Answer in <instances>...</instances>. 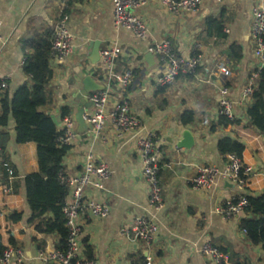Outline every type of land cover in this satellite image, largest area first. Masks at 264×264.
<instances>
[{
	"label": "crops",
	"instance_id": "crops-1",
	"mask_svg": "<svg viewBox=\"0 0 264 264\" xmlns=\"http://www.w3.org/2000/svg\"><path fill=\"white\" fill-rule=\"evenodd\" d=\"M136 1L142 5L132 14L147 28L143 40L115 28L108 0H0V81L6 84L0 101L22 86L30 88L29 77L22 70L28 54L23 43L46 33L51 38L59 15L65 14L74 48L62 63L49 62L52 76L47 93L52 104L46 114L61 131L59 111L71 101L74 89L80 86L77 74L83 72L92 75L108 94L106 110L124 99L140 121L137 133L128 135H118L107 122L98 137L90 132L77 135L74 125V138L62 161L63 175L80 176L87 153L93 155L95 164H104L111 171L102 184L92 176L83 190L84 201L106 205L109 212L103 218L85 214L78 220L79 258L95 264H216L199 253L200 247L208 244L223 254L222 264H264L262 246L251 244L240 227L241 220L258 216L243 212L229 218L218 213L240 197L264 195V137L249 125L246 113L253 100L243 94L251 80L254 89L258 81L253 77L260 63L253 55L251 12L255 6L264 8V0H200L196 11L177 15L168 13L160 0ZM209 20L222 23V37L208 34ZM94 42L99 44V52L118 49L113 73L131 71V83L126 88L103 80L99 63L90 65ZM160 42H168L177 57L200 61L193 74L180 75L165 88L154 83L164 71L163 61L148 51ZM232 45L239 48L238 58L231 53ZM220 67L228 69V77H223ZM222 86L228 90L233 125H218L217 101ZM75 111V107L69 108L70 115ZM184 112L193 115L188 126L180 121ZM14 128L10 118L0 127V246L21 250V264H47L39 254L57 250L59 240L37 232L39 220L29 223L23 183L25 177L38 173L37 147L31 142L16 144ZM183 130L193 137L189 149L176 148ZM148 135H153L160 153L162 203L156 211L149 207L148 187L136 151V141ZM224 138L243 145L242 163L252 171L244 190L222 179L209 189H193L189 181L198 168L225 167V156L217 147ZM70 199L68 194L66 201ZM14 215L17 220L12 219ZM138 217H145L152 227L151 240L146 244L120 233L131 228Z\"/></svg>",
	"mask_w": 264,
	"mask_h": 264
},
{
	"label": "built area",
	"instance_id": "built-area-1",
	"mask_svg": "<svg viewBox=\"0 0 264 264\" xmlns=\"http://www.w3.org/2000/svg\"><path fill=\"white\" fill-rule=\"evenodd\" d=\"M112 4V20L116 29L125 30L133 34L138 40H143L147 36V28L143 21L134 16L132 11L142 4L136 0H108ZM260 0H253L254 3ZM164 9L173 15L179 13H191L198 9L200 0H160ZM251 39L254 44L253 55L259 61V70L253 76L258 77L261 65H264V8L255 6L251 12ZM68 17L65 14L59 15L50 40V54L53 60L62 63L73 51L72 37L67 32ZM148 51L157 55L164 64V71L154 79L157 87L165 88L173 84L180 75H190L195 72L200 61L194 57L189 60L177 57L171 52L168 42H160L150 47ZM119 56L116 47H110L99 52V67L103 80L115 81L122 89L126 88L132 79V73L128 69L121 74L113 73L115 60ZM219 72L223 77H228L229 71L226 67H220ZM223 78V79H224ZM6 89L4 81H0V93ZM253 81L249 82L244 90V96H251L253 93ZM228 90L225 86L219 91L217 101L218 113L220 117L233 120L232 105L227 98ZM106 92L92 93L87 96L91 103V109L83 115V121L88 127V131L94 137H98L107 122H110L118 135H128L137 133L140 129V121L134 116L126 100L119 99L115 104L106 110ZM74 125L72 115H67L62 119L61 136L58 142L69 146L74 138ZM136 151L141 159L143 171L142 175L148 187L149 207L156 211L161 207L162 190L159 183V149L157 148L153 135L139 138L136 141ZM251 168L242 163L241 158L235 155L225 156V167L218 170L212 166H204L197 169L194 177L190 179L193 189H209L218 179L226 180L239 189L245 188L247 180L251 175ZM95 176L98 183L102 184L111 176L110 169L104 164H95L93 155L87 153L84 158L83 170L80 176L67 178L65 175L60 177V181L66 185L70 200L64 201L62 214L64 226L67 230L66 247L63 250H55L48 254L40 253L39 258L47 264H95L92 261L81 260L79 258L81 230L78 220L85 214L94 218L107 216L109 207L98 205L83 200V190L90 185L91 177ZM97 184L98 188H102ZM248 206L245 197L230 202L226 205L225 211L218 212L224 217H234L243 213ZM152 227L145 217L134 219L131 228L120 230L121 235L132 241L148 243L151 240ZM245 233V231H243ZM199 253L209 257L216 264L224 263L223 254L216 248L204 244L200 247ZM14 258V261L11 260ZM24 259L23 252L18 248H7L0 257V264H21Z\"/></svg>",
	"mask_w": 264,
	"mask_h": 264
},
{
	"label": "trees",
	"instance_id": "trees-1",
	"mask_svg": "<svg viewBox=\"0 0 264 264\" xmlns=\"http://www.w3.org/2000/svg\"><path fill=\"white\" fill-rule=\"evenodd\" d=\"M208 34L222 37V23L219 21H207ZM50 33L23 43V48L28 51L23 64V73L29 77L30 88L22 86L11 97L4 96L0 101V127H4L7 121L14 122L16 144L34 143L37 147L38 173L25 177L24 189L26 203L30 211L29 223L39 220L37 232L45 235H54L59 240L57 250L66 247L67 230L64 226L62 205L67 198L68 189L60 181L63 175L62 161L70 150V146L58 142L61 132L56 122L46 114L52 101L47 93V86L52 73L49 62ZM264 44V35H263ZM231 53L238 58L239 48L232 45ZM179 77V76H178ZM177 77V78H178ZM253 100L246 113L249 125L264 137V68L258 73L256 88L251 95ZM60 118L69 115V108L60 109ZM181 124L188 126L193 121L190 112H184L180 118ZM235 124L225 117H220L218 125L228 126ZM218 150L223 155H235L241 158L243 145L236 140L224 138L218 142ZM248 206L244 213L257 215L258 219H243L240 227L245 231V236L253 245H261L264 250V195L258 197L245 196ZM48 217V220L46 219ZM17 216H12L17 220ZM12 243V242H11ZM0 246V257L4 252Z\"/></svg>",
	"mask_w": 264,
	"mask_h": 264
},
{
	"label": "water",
	"instance_id": "water-1",
	"mask_svg": "<svg viewBox=\"0 0 264 264\" xmlns=\"http://www.w3.org/2000/svg\"><path fill=\"white\" fill-rule=\"evenodd\" d=\"M91 52L89 55V63L95 66L99 63V44L92 43ZM264 68V65H261ZM80 81V86L74 89V93L70 102L66 103L65 106L75 107L76 111L72 114V120L77 126V135H87L88 127L83 121V115H85L91 109V103L88 102L87 96L92 93L101 92L103 90L102 85L97 84L92 75H87L83 72L77 74ZM193 145V137L188 130H183L180 134V138L177 141L176 148H187L189 149Z\"/></svg>",
	"mask_w": 264,
	"mask_h": 264
}]
</instances>
